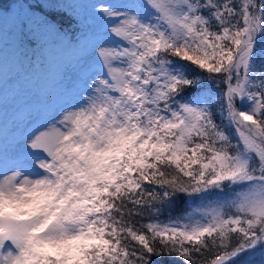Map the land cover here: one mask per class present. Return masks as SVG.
Listing matches in <instances>:
<instances>
[{"label": "snow or ice", "instance_id": "obj_1", "mask_svg": "<svg viewBox=\"0 0 264 264\" xmlns=\"http://www.w3.org/2000/svg\"><path fill=\"white\" fill-rule=\"evenodd\" d=\"M23 3L58 99L0 131V264H264V0Z\"/></svg>", "mask_w": 264, "mask_h": 264}, {"label": "rangeland", "instance_id": "obj_2", "mask_svg": "<svg viewBox=\"0 0 264 264\" xmlns=\"http://www.w3.org/2000/svg\"><path fill=\"white\" fill-rule=\"evenodd\" d=\"M81 3L79 11L86 13L87 0H81ZM14 21V16L4 19L6 31L12 29ZM6 49L5 46L0 48V81L3 84L0 92V131L5 136H10L17 113L25 104L32 103L34 106L44 107L58 99L57 80L60 66L59 57L53 56L45 61L47 67L34 71L31 75L15 55L5 54ZM35 75L36 83H32L31 79ZM16 88L18 90L14 93ZM36 101L40 103L36 104Z\"/></svg>", "mask_w": 264, "mask_h": 264}, {"label": "trees", "instance_id": "obj_3", "mask_svg": "<svg viewBox=\"0 0 264 264\" xmlns=\"http://www.w3.org/2000/svg\"><path fill=\"white\" fill-rule=\"evenodd\" d=\"M25 8V5L23 3V0H17L16 3H14L12 5V11L10 13H6L4 14L2 17H0V47L1 46H6L7 47V52L11 53V54H15L18 56V58L20 59V61L22 62V64H26L28 61L25 62V60L22 59V57L19 54V51L17 49V45H16V37H15V27L13 25V28L9 31H6L3 22L4 19L8 16H14V18L16 17V15L18 13H20V11L22 9ZM30 64L28 63L27 66H29ZM0 90H1V86H0ZM15 90H18L17 88Z\"/></svg>", "mask_w": 264, "mask_h": 264}]
</instances>
